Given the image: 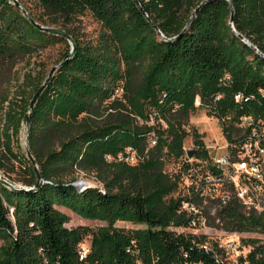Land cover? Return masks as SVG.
Returning <instances> with one entry per match:
<instances>
[{"label":"trees","instance_id":"trees-1","mask_svg":"<svg viewBox=\"0 0 264 264\" xmlns=\"http://www.w3.org/2000/svg\"><path fill=\"white\" fill-rule=\"evenodd\" d=\"M18 1L28 14L14 0H0V77L10 82L20 61L60 42L66 45L61 61L68 58L30 112L34 161L18 135L46 74L26 69L12 97L10 87L0 91V171H15L12 179L29 188L0 179V264H42L40 246L52 264H73L87 234L90 257L106 263L131 262L127 246L133 243L145 264H264L259 237L243 239L249 250L234 263L215 240L216 251L203 249L206 235L169 228L188 222L179 211L183 200L192 199L179 187L190 165L186 137H194L193 157L210 159L191 122L197 109L225 116L230 142L242 140L240 115L264 120V0H232L233 6L230 0H34V12L26 0ZM87 11L99 22L94 37L68 26ZM233 11L235 28L263 54L235 33ZM46 16L65 23L64 29L43 27ZM238 92L248 98L237 101ZM129 145L142 156L135 164L119 158ZM170 160L177 163L172 169ZM81 171L93 174L103 189L79 190L74 181ZM196 199L210 224L264 233V210L247 212L237 196ZM7 203L15 207V220ZM59 206L106 224L69 227L71 216ZM120 220L137 226H121Z\"/></svg>","mask_w":264,"mask_h":264},{"label":"built area","instance_id":"built-area-1","mask_svg":"<svg viewBox=\"0 0 264 264\" xmlns=\"http://www.w3.org/2000/svg\"><path fill=\"white\" fill-rule=\"evenodd\" d=\"M219 97L220 94L217 95V98ZM247 98L240 92L235 94L237 101ZM196 104H200L199 98H197ZM217 118L221 123L227 120L225 116ZM236 124L244 129L241 134L242 140L230 142L227 139L225 145H220L217 142L206 143L209 151L210 148L223 149L221 153L210 151V159L189 156V149L186 148L187 154L184 159L190 165L185 176L181 177L179 187L182 193H189L192 199L183 200L179 211H184L187 214L188 222L169 226L177 233L185 235H206L205 241L200 244L203 249L216 251L212 245V240H215L227 254L230 253V247L215 239L216 237L212 233L219 229L224 233H238L239 231H230L210 224L208 213L203 205L197 202L196 196L218 197L221 201L226 202L232 194L241 200L247 212L264 210V120L255 118L253 114H242ZM155 142L156 139L151 140V144ZM106 157L112 159L113 156L107 154ZM119 158L125 159L130 164H135L142 156L135 147L129 145L125 151L119 154ZM80 176L82 175L80 174ZM74 184L79 190L88 186H100L103 189L102 183H88L82 177H78ZM7 206L10 219L15 220V207L8 203ZM214 212L215 207L211 210V213ZM217 221L220 220L217 219ZM133 242L135 243V241ZM39 251L43 254L42 264H52L50 259L44 255L43 246L39 247ZM127 251L133 255V259L125 264H145L141 257V250L133 243L127 246ZM91 252L92 235L87 234L77 245V258L73 264H117L92 259ZM184 254L187 255V251ZM242 264H248V261H244Z\"/></svg>","mask_w":264,"mask_h":264},{"label":"rangeland","instance_id":"rangeland-1","mask_svg":"<svg viewBox=\"0 0 264 264\" xmlns=\"http://www.w3.org/2000/svg\"><path fill=\"white\" fill-rule=\"evenodd\" d=\"M26 5L33 12L38 9L37 3L34 0H26ZM46 20H48V25L46 26L52 27L53 29H62V26H64L65 24L61 21H59V23L56 22V17L54 16H46ZM68 26H71V28H73L80 34L93 37L96 35L98 29L100 28L98 20L88 11L80 15L76 21H74L72 24H69ZM65 50L66 45L63 42H60L46 47L45 49L41 50L38 55H35L31 58H25L24 60L20 61L15 66L16 73L10 82L0 77V91H2L3 89L7 90L10 87V97H12L14 90L17 87L16 84L23 80V73L26 69L31 68L33 70V74H42L45 72L47 76L50 69L61 62ZM191 122L198 128L201 133V138L205 141V143L217 142L220 145H225L227 138L223 132L222 123L218 120L217 116L208 113L206 108H198L194 115L191 117ZM18 137L23 150L27 151V124L25 120L22 121ZM184 144L185 148L188 149L197 148L194 137L192 135L186 137ZM210 151L212 153H221L223 149L210 148ZM176 165L177 163L175 164V161L170 160L167 166L168 168L172 169ZM0 173L4 178L8 180L20 182L12 179L17 175L15 171H11L9 174H6V171L1 170ZM80 174L82 176L79 175V177H82L88 183L101 184V182L93 174H87L86 172H81ZM59 208L69 212L71 219L66 223V225L69 227L83 225L90 227V229L92 230H95L98 227L106 224V221L104 220L84 218L66 206H59ZM118 224L125 227L137 226L134 223L123 220L118 221ZM212 234L215 235V239H218L219 241L230 247V253L228 254V256L230 261L234 263L238 262L239 256L241 254H244L249 250V246L244 244V238L259 237L264 240V233L258 231L224 233L219 229L217 230V232H213ZM2 242L3 240L2 238H0V244ZM231 243H233L234 245H230Z\"/></svg>","mask_w":264,"mask_h":264},{"label":"water","instance_id":"water-1","mask_svg":"<svg viewBox=\"0 0 264 264\" xmlns=\"http://www.w3.org/2000/svg\"><path fill=\"white\" fill-rule=\"evenodd\" d=\"M231 1V5L233 6V2L232 0ZM14 3L21 7V9L23 10L24 14H28V12L26 11V9L20 4V2L18 0H14ZM203 4V2L195 9L192 17H194L197 12L199 11L201 5ZM143 10V8H141ZM233 14H234V11L232 12V16H231V24H232V27H233V30L235 31L236 34H238L246 43H248L249 45H251L252 47H254L258 52L262 53L261 50L257 47V45H255L250 39H248L246 36H244L242 33H240L236 28L235 26L233 25ZM43 27H46L47 29H53L52 27H48V26H43ZM159 32L161 33V35L165 36V34L160 30L158 29ZM66 36L69 38L70 42H71V48L72 50L75 48V44L73 43V40L71 38V36L66 33ZM68 58V56H66L60 63L56 64L54 67H52L48 73V75L45 77L44 81L41 83V85L38 87L36 93L34 94V96L32 97L31 99V102H30V110L28 115H27V120H26V124H27V141H28V147H27V154L29 155V157L34 161V156L30 150V146H29V137H28V131H29V123H28V120L30 118V112L32 111L38 97L40 96V94L43 92L44 88L46 87V85L48 84V82L50 81L51 77L53 76V74L55 73V71L57 70V68L59 66H61V64L63 63L64 60H66ZM195 152H197L196 149L194 148H190L188 150V155L189 156H192ZM36 166L38 167V165L36 164ZM0 179H2L6 184L10 185L11 187H14V188H17V189H20V190H29V188L21 183H18V182H15V181H12V180H8L6 178H4L2 176V174L0 173ZM40 181H41V174H40V171L39 169L37 168V182H36V186L40 184Z\"/></svg>","mask_w":264,"mask_h":264}]
</instances>
